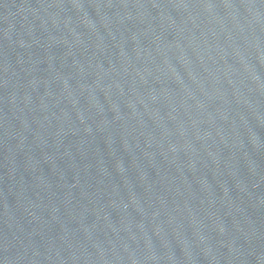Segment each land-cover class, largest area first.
<instances>
[{"label": "water", "instance_id": "1", "mask_svg": "<svg viewBox=\"0 0 264 264\" xmlns=\"http://www.w3.org/2000/svg\"><path fill=\"white\" fill-rule=\"evenodd\" d=\"M0 264H264V0H0Z\"/></svg>", "mask_w": 264, "mask_h": 264}]
</instances>
